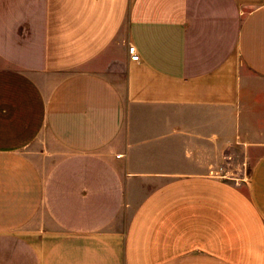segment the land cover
Returning a JSON list of instances; mask_svg holds the SVG:
<instances>
[{
    "label": "crops",
    "instance_id": "1",
    "mask_svg": "<svg viewBox=\"0 0 264 264\" xmlns=\"http://www.w3.org/2000/svg\"><path fill=\"white\" fill-rule=\"evenodd\" d=\"M0 264H264V0H0Z\"/></svg>",
    "mask_w": 264,
    "mask_h": 264
},
{
    "label": "rangeland",
    "instance_id": "2",
    "mask_svg": "<svg viewBox=\"0 0 264 264\" xmlns=\"http://www.w3.org/2000/svg\"><path fill=\"white\" fill-rule=\"evenodd\" d=\"M222 148V162L217 171L227 178L245 176L249 174L251 161L246 159L244 151L240 147L228 144Z\"/></svg>",
    "mask_w": 264,
    "mask_h": 264
},
{
    "label": "built area",
    "instance_id": "3",
    "mask_svg": "<svg viewBox=\"0 0 264 264\" xmlns=\"http://www.w3.org/2000/svg\"><path fill=\"white\" fill-rule=\"evenodd\" d=\"M128 53H129L131 60H139V54H138V51L134 45L128 46Z\"/></svg>",
    "mask_w": 264,
    "mask_h": 264
}]
</instances>
